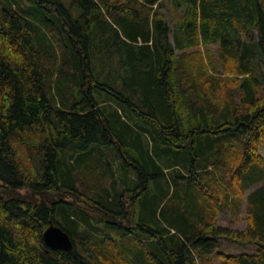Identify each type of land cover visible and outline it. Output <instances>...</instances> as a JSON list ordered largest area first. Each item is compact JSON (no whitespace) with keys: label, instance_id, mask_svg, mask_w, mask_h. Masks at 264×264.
<instances>
[{"label":"trees","instance_id":"obj_1","mask_svg":"<svg viewBox=\"0 0 264 264\" xmlns=\"http://www.w3.org/2000/svg\"><path fill=\"white\" fill-rule=\"evenodd\" d=\"M263 146L264 0H0V264H264Z\"/></svg>","mask_w":264,"mask_h":264},{"label":"water","instance_id":"obj_2","mask_svg":"<svg viewBox=\"0 0 264 264\" xmlns=\"http://www.w3.org/2000/svg\"><path fill=\"white\" fill-rule=\"evenodd\" d=\"M46 245L51 249L71 251L74 248L72 238L62 228L51 224L44 234Z\"/></svg>","mask_w":264,"mask_h":264},{"label":"rangeland","instance_id":"obj_3","mask_svg":"<svg viewBox=\"0 0 264 264\" xmlns=\"http://www.w3.org/2000/svg\"><path fill=\"white\" fill-rule=\"evenodd\" d=\"M63 4L66 7H71L72 0H62ZM73 12L75 16L80 15V10L77 8L73 9ZM36 46H38L36 44ZM108 68L104 71L105 73H108ZM260 153L264 156V146L260 149ZM245 217V213L241 215V219L239 221L234 220V218L230 214H222L219 219V223L223 226H228L235 229H244L246 227V223L244 222L243 218ZM241 248V247H240ZM242 250H246L244 248H241Z\"/></svg>","mask_w":264,"mask_h":264}]
</instances>
